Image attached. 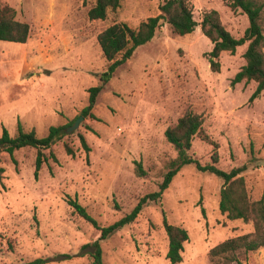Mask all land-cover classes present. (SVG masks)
<instances>
[{"label": "rangeland", "instance_id": "1", "mask_svg": "<svg viewBox=\"0 0 264 264\" xmlns=\"http://www.w3.org/2000/svg\"><path fill=\"white\" fill-rule=\"evenodd\" d=\"M166 0H121L105 20H90L96 0H0L30 26L26 44L0 41V138L21 123L39 138L51 126H72L88 106L89 89L99 85L107 62L98 35L115 23L136 29L160 14ZM194 19L217 10L237 39L249 26L241 10L224 0H191ZM155 37L119 67L98 98L93 116L50 151L36 175L37 150L24 148L12 159L0 154V264H91L86 244L100 231L69 205L77 200L99 225H112L139 200L157 192L166 165L177 156L166 130L187 112L201 115L204 131L217 145L196 138L191 154L202 165L227 172L248 164L242 174L252 201L264 199V91L251 99L257 83L233 85L245 65L247 44L223 52L220 71L210 66L212 42L201 27L175 35L166 21ZM84 136L87 151L80 141ZM69 145L75 152L70 155ZM140 163L145 178L136 174ZM224 181L186 165L157 203L136 221L101 242L104 264H172L167 258L164 220L187 230L183 261L212 264L210 251L227 239L254 232L252 222L229 220L219 208ZM83 253V254H82ZM243 264H264V247L241 254Z\"/></svg>", "mask_w": 264, "mask_h": 264}, {"label": "trees", "instance_id": "2", "mask_svg": "<svg viewBox=\"0 0 264 264\" xmlns=\"http://www.w3.org/2000/svg\"><path fill=\"white\" fill-rule=\"evenodd\" d=\"M224 1L232 10H241L248 18L249 26L242 38H235L224 27L217 10L206 12L201 23H198L193 16L191 0H166L160 6L158 16L141 22L136 29L126 23H115L103 30L97 39L109 65L100 75L99 85L89 89V102L82 112L83 116H93L91 112L96 105L97 98L105 90L116 70L132 58L138 47L149 43L155 37L162 21H166L172 32L180 37L192 34L196 27L200 26L203 35L213 44V49L209 53V61L214 72L220 71L219 59L223 52L235 54L238 47L247 44L244 53L245 65L236 74L232 84L254 81L257 87L251 99L257 98L264 91V0ZM120 4L121 0H96L94 6L88 11V17L92 21L105 20L108 11L117 10ZM29 37V24L17 20V12L14 8L0 5V41L26 44ZM203 125L204 120L201 115L187 112L178 119L175 125L166 130V140L173 146L177 156L166 165L158 191L142 197L130 213L112 225L106 227L99 225L77 200L69 201V205L74 208L75 212L100 231L97 241L86 244L81 249V251L90 249L87 253L92 260L91 264H104L101 242L109 239L125 226L134 223L150 203L160 202L176 175L189 164H195L199 171L213 174L224 181L219 203L222 214H225L229 220L252 222L254 226L253 233L227 239L212 248L209 253L212 264H243L240 260L241 254H248L264 247V199L252 201L249 197L245 178L242 175L248 169V164L227 172L217 166L219 162L217 151L211 157L212 163L207 165H202L192 156L191 150L196 138L211 143L215 149L217 148V145L204 131ZM66 130L65 126H51L48 135L39 138L35 130L27 131L19 123L18 134L15 137H12L7 129L3 130L0 138V154L7 153L14 159V154L21 149L28 147L36 149L37 175V172L48 161L45 151H50L51 156L56 160L52 149L67 135ZM80 141L82 146L89 151L84 136H80ZM65 149L68 154L75 155L69 145L66 144ZM2 173L3 170L0 168V177ZM136 174L140 178L147 176V172L140 163L137 164ZM164 228L169 240L166 258L172 264H179L183 261L184 244L189 240L188 232L181 226L170 224L167 220H164ZM44 263V259H37L24 264Z\"/></svg>", "mask_w": 264, "mask_h": 264}, {"label": "water", "instance_id": "3", "mask_svg": "<svg viewBox=\"0 0 264 264\" xmlns=\"http://www.w3.org/2000/svg\"><path fill=\"white\" fill-rule=\"evenodd\" d=\"M84 117H79L72 126L68 127L66 130L67 134H71L72 132H74L79 126L81 121H83Z\"/></svg>", "mask_w": 264, "mask_h": 264}]
</instances>
